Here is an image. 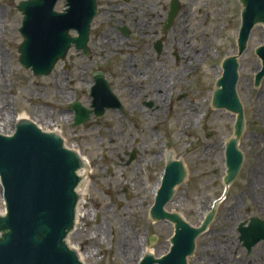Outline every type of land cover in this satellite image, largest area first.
<instances>
[{"label":"rangeland","instance_id":"rangeland-1","mask_svg":"<svg viewBox=\"0 0 264 264\" xmlns=\"http://www.w3.org/2000/svg\"><path fill=\"white\" fill-rule=\"evenodd\" d=\"M24 1L29 0H0V123L7 126L0 132L10 133L16 120L27 118L45 132L58 133L68 148L81 152L92 166L83 182L82 217L77 232L70 237V245L84 255L85 264H138L146 252L162 257L169 251L174 228L166 221L152 222L149 211L166 155L174 153L192 171L170 205V212L188 218L189 225L198 227L223 193L225 144L232 138L235 115L233 121L231 113L212 108L211 101L215 82L222 75L221 62L237 53L240 2L179 0L180 11L168 34L172 46L163 54L174 51L179 63L168 69L174 75L173 89H166L163 98L155 93L152 99L158 108L135 116L107 114L73 127L71 103L88 105L86 88L80 84L87 76L83 72L86 58H77L72 48L47 77L37 78L23 69L18 54L22 15L16 6ZM169 5L170 0H140L139 10L146 16L159 12L161 17ZM64 9L65 2L58 1L55 11ZM180 16L184 19L179 20ZM263 43L264 29L256 27L251 52L246 48L239 59L237 94L244 109L240 144L244 158L249 157L246 144L251 145L264 132L260 120L253 119L254 112L264 107V81L259 89L253 88L255 69L261 65L255 50ZM140 44L141 51L135 52V57L142 64L145 57L141 53L146 48ZM189 49L196 57L193 64L184 56ZM123 51L121 58L125 60L133 53ZM72 80L77 81L75 85H71ZM147 89L149 94L156 92ZM131 154L134 159L130 161ZM246 165L247 159L241 172ZM237 189L231 187L218 205L211 232L202 235L197 257L188 258L190 264H264V256L257 254L263 251L262 244L246 252L234 229L247 219L245 213L232 218L231 195Z\"/></svg>","mask_w":264,"mask_h":264},{"label":"water","instance_id":"water-1","mask_svg":"<svg viewBox=\"0 0 264 264\" xmlns=\"http://www.w3.org/2000/svg\"><path fill=\"white\" fill-rule=\"evenodd\" d=\"M58 1L29 0L16 6L23 17L18 30L22 37L18 48L19 64L37 78L50 75L72 45L87 53L96 0H64L66 9L62 13L54 11ZM239 2L242 11L237 53L222 62V76L216 81L211 103L214 109L236 115L233 137L226 143L224 153L225 190L235 180L243 162L238 150L245 125L243 108L236 91L238 60L246 48L251 52L256 27L264 29V0ZM178 9V1L171 0L168 27ZM70 32H76L77 37L69 36ZM255 55L261 61L254 83L258 87L264 78V43L255 50ZM261 89H264V82ZM72 109L75 110L73 127L88 122L90 111L80 108L78 104L73 105ZM40 128L28 119H19L10 134L0 133V184L6 213L0 215V264H83L80 261L85 263L83 256L70 247V233L74 230L75 220L73 232H77L82 213V210H77L80 200L78 188L82 182L80 171L92 166L80 153L67 148L58 133L45 132ZM133 159L134 154H131L130 161ZM191 174L189 165L167 156L149 215L152 222L171 223L174 234L165 255L155 258L151 253H145L139 264H190L188 258L197 257L202 234L211 232L210 224L219 201L215 202L198 227L190 226L188 218L170 212V205L178 195L177 189L186 186ZM81 186L84 187L83 182ZM263 233L262 227L258 235ZM256 234L252 225L249 228L240 226L239 240L248 251L262 240Z\"/></svg>","mask_w":264,"mask_h":264},{"label":"flooded vegetation","instance_id":"flooded-vegetation-1","mask_svg":"<svg viewBox=\"0 0 264 264\" xmlns=\"http://www.w3.org/2000/svg\"><path fill=\"white\" fill-rule=\"evenodd\" d=\"M178 4L179 13V0ZM139 5L140 0H96L97 11L90 26L87 53L84 54L74 45L72 47L77 58L80 56L86 58V69L83 72L87 76L85 82L82 81L80 84L85 86L86 90L83 91L88 96L86 109L92 112V118L95 120L107 114L135 116L142 112H154V107L158 108L152 100L155 93L156 97L163 98V93L174 87V75L173 72L170 74L168 69L174 66L175 62L179 63V58L174 51L167 52L164 56L163 54L165 49H171L172 44L168 41V34L173 28L178 13L168 27L171 0L169 8L161 17L159 12L146 16L139 10ZM149 11L152 10L149 8ZM138 40L142 43L140 44ZM138 43L146 48V51L141 53L145 57L142 64H139V58L135 57V52L141 51ZM124 48L133 51L126 60L121 58ZM156 66L160 68L157 72H155ZM165 69H167L166 74ZM76 82L72 80L71 85H75ZM147 88L156 92L149 94ZM253 88L256 89L254 82ZM76 104L82 106L78 102ZM171 107L169 106V110ZM93 114H101V117H95ZM253 119L260 120L261 128L264 130V107L254 112ZM245 147L249 157L244 158V153L241 151L242 168L246 159L249 166L246 165L244 172H241V168L231 186L238 188L231 195L233 200L231 210L233 213L238 211L240 214H247L246 220L234 226L237 233L241 223L245 226L252 223L258 235L262 227L264 232V132L257 140H253L251 145L246 144ZM221 180L223 186V178ZM258 236L262 237L260 243L263 246L262 256H264V235Z\"/></svg>","mask_w":264,"mask_h":264},{"label":"bare ground","instance_id":"bare-ground-1","mask_svg":"<svg viewBox=\"0 0 264 264\" xmlns=\"http://www.w3.org/2000/svg\"><path fill=\"white\" fill-rule=\"evenodd\" d=\"M184 19V17H182V16H180L179 17V20H183ZM261 43V42H260ZM186 55H188L189 57H190V63L191 64H193L194 62H196L195 61V59H196V57H194V55L192 56V55H190V49L186 52V54L184 53V56H186ZM232 56V55H231ZM260 69V66L259 67H257L256 69H255V73L258 71ZM228 114H230V113H228ZM231 115V117H232V120L234 121V115H232V114H230ZM197 119H199V116H197L196 117ZM7 126L3 123V124H1L0 123V128H6ZM0 133H2V132H0ZM76 152H78V153H80L81 154V152H79V151H77L76 149H74ZM81 156H82V154H81ZM170 156L172 157V159H178V157L174 154V153H170ZM83 157V156H82ZM84 158V157H83ZM85 159V158H84ZM87 162H88V160L87 159H85ZM89 163V162H88ZM242 165H243V162H242V164H241V166H240V170H241V168H242ZM239 170V171H240ZM80 173H81V176H82V179H83V182H84V179H85V177H86V175L88 174V169H83L82 171H80ZM238 174H239V172H238ZM161 176H162V174H161ZM158 186H159V183H157L155 186H154V188H153V190H152V195L153 196H155V194H156V191H157V189H158ZM80 192H81V199L83 198V194H84V192H83V187L82 186H80ZM82 203H83V200H82ZM172 204V203H171ZM78 210H81V208H80V206L78 207ZM238 213V211L237 212H235V213H233V217L232 218H234L235 216H236V214ZM81 217H82V213H81ZM80 217V218H81ZM229 219H231V218H229ZM262 247H259L258 249H257V251L256 252H258L260 249H261ZM253 249V248H252ZM252 249H250V251L252 250ZM77 250V249H76ZM224 254V253H223ZM257 254H260L259 256H261V255H263V251L261 252V251H259ZM79 256H83V258H84V261H85V257H84V255H82V254H80L79 253ZM262 257V256H261ZM220 258L221 259H224V256H220Z\"/></svg>","mask_w":264,"mask_h":264}]
</instances>
